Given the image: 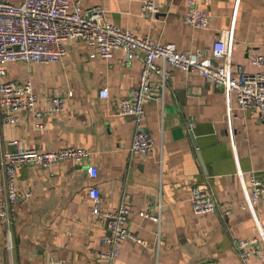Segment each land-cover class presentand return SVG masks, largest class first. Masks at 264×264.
<instances>
[{
	"label": "crops",
	"instance_id": "crops-1",
	"mask_svg": "<svg viewBox=\"0 0 264 264\" xmlns=\"http://www.w3.org/2000/svg\"><path fill=\"white\" fill-rule=\"evenodd\" d=\"M18 4L21 0H8ZM143 0H80L82 7L99 5L106 18L139 37L173 43L177 50L210 56L213 42L228 28L237 0H192L209 14L206 29L184 22L187 0H152L157 11L142 12ZM232 72H263L249 56L264 52V0H238L234 20ZM67 54L54 63L10 61L0 65V82H32L38 110L53 92L65 98L61 112L48 113L38 128L27 114L17 124H5L0 112V159L19 140L42 151L85 148L83 164L65 160L48 169L27 164L16 170L19 186L30 192L15 204L8 222L0 223V264H243L234 239L257 236L264 250V192L255 204L248 173L264 176V122L252 110L237 108L233 92L216 87L197 72L168 67L163 99L145 104L144 127L154 140L147 154H130V116L115 114L117 102L139 77L140 59L126 60L120 50L106 61L82 40L66 42ZM107 86L108 98L99 90ZM93 165L97 176L86 168ZM208 186L219 202L215 211L196 214L190 203L192 184ZM95 186L101 207L115 210L123 194L135 212L159 214V223L130 215L128 227L145 246L123 240L112 262L100 257L108 234L91 214L87 195ZM246 202L247 204H244ZM10 239L11 248H7ZM245 264H261L250 257Z\"/></svg>",
	"mask_w": 264,
	"mask_h": 264
},
{
	"label": "built area",
	"instance_id": "built-area-1",
	"mask_svg": "<svg viewBox=\"0 0 264 264\" xmlns=\"http://www.w3.org/2000/svg\"><path fill=\"white\" fill-rule=\"evenodd\" d=\"M187 5L184 22L195 28H208V12L199 8L192 0H187ZM237 6L238 0L231 25L218 33L211 55L203 56L201 52L179 51L173 43H160L151 40L149 36L139 37L132 30L110 22L105 16L104 8L99 5L85 8L80 5V0H21L18 4L0 0V65L10 61L37 64L61 61L66 57V42L70 40L86 41L106 61L113 57L114 50L122 51L126 60L134 57L140 59L142 67L138 80L117 102L115 114L132 118L133 133L129 153L147 154L153 150L154 140L144 127L145 104L153 98L163 99L170 75L168 67L179 68L187 73L197 72L211 80L216 87L233 92L239 110H252L264 122V71L248 73L242 66H237L236 72H232ZM141 9L142 12L157 11L152 0H143ZM260 46L264 50V40ZM249 60L256 67L264 69V52L251 54ZM4 75V69H0V76ZM70 96V90L64 94L53 92L42 96L49 106L46 110H38L36 104L40 98L34 92L30 80L0 82L1 120L5 124L14 125L20 121V114H27L41 128L44 116L61 112L65 98ZM99 96L109 97L107 86L99 90ZM9 145L10 150L0 159L1 224L9 221L19 199H27L31 195L28 190L19 186L16 179L17 168L32 164L48 169L52 174V168L62 161L71 160L83 164L89 156V151L85 148L63 147L42 151L35 147H25L19 140L10 141ZM86 172L90 178L97 176V169L93 165L87 166ZM248 178L250 196L246 202L255 204L260 193L264 192V176L258 178L253 172H249ZM87 195L92 202L91 214L108 232L102 240L108 247L100 253V257L109 263L117 258L119 244L123 240L145 246L144 240L128 227L130 215L139 214L159 223V214L149 213L147 210L135 212L131 209L125 194L115 210L101 207L95 186L88 189ZM190 203L196 214L212 212L219 207L211 188L196 183L190 188ZM233 246L243 264L253 256L264 264V250L257 236L234 239ZM7 248H11L10 239ZM46 260L47 264L59 263L52 253Z\"/></svg>",
	"mask_w": 264,
	"mask_h": 264
}]
</instances>
